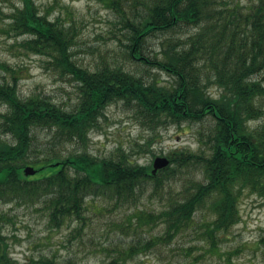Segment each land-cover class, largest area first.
Returning a JSON list of instances; mask_svg holds the SVG:
<instances>
[{
    "label": "trees",
    "instance_id": "16d2710c",
    "mask_svg": "<svg viewBox=\"0 0 264 264\" xmlns=\"http://www.w3.org/2000/svg\"><path fill=\"white\" fill-rule=\"evenodd\" d=\"M15 1L8 14L0 8V33L70 78L76 99L64 106L48 95L21 96L16 70L0 63V71L9 75H0V205L39 207L52 227L76 222L81 236L91 228V203L104 201L101 212L124 206L135 210L148 183L158 192L164 179L185 169L190 179L179 194L168 191L160 211L135 210L128 228L110 221L135 235L116 260L186 234L199 240L205 253L217 254L222 236L241 220L245 193L264 198V126L251 125L264 116V0L246 6L233 0H99L116 14L112 34L120 60L103 59L94 69L75 57L79 29L71 11L52 18L37 0ZM160 34L174 35L165 41L162 57L149 43ZM153 68L172 81L160 84L149 76ZM112 104L133 111L152 132L171 125L194 129L199 150L170 152V165L156 175L152 164L95 156L91 134ZM44 131L49 135L45 141ZM27 166L46 173L26 176ZM193 170L201 179L192 177ZM10 220L0 208V264L69 263L56 256L24 262L12 257L5 234ZM155 226L163 228L161 235L138 237L144 227ZM259 242L264 245V236ZM193 248H185L186 254Z\"/></svg>",
    "mask_w": 264,
    "mask_h": 264
},
{
    "label": "rangeland",
    "instance_id": "374dc122",
    "mask_svg": "<svg viewBox=\"0 0 264 264\" xmlns=\"http://www.w3.org/2000/svg\"><path fill=\"white\" fill-rule=\"evenodd\" d=\"M246 6L251 0H233ZM15 0H0V8L8 14ZM43 12L51 11V17L66 15L71 11L79 29V45L75 49L77 59L85 67L94 69L103 59L109 62L120 60V46L113 38L112 31L116 23V14L99 0H37ZM173 34L158 35L150 43L151 51L162 57L165 41ZM176 37L178 35H175ZM7 63L19 77L21 96L31 94L48 95L57 103L69 106L75 101L76 85L70 78L61 77L47 66L45 58L26 54L15 43V39L0 33V63ZM1 70V69H0ZM0 75H8L0 71ZM9 76V75H8ZM149 76H156L160 84L171 82L168 74L153 68ZM1 77V76H0ZM213 93L218 88L209 87ZM0 110H4L0 104ZM251 125L264 126V116ZM194 129L180 130L177 126L162 127L152 132L142 126L135 113L121 104L108 106L101 126L91 134L90 151L100 158L124 156L141 165H153L156 157L167 155L178 149L198 151L199 143L194 137ZM156 136V137H155ZM49 135L41 133L45 141ZM189 170H177L176 174L163 180L158 192H154L153 183L146 186V194L139 200L136 211L157 212L166 205L168 191L179 194L182 184L190 179ZM46 171L37 174L43 176ZM201 179L199 171H192V177ZM105 205L101 199L91 203L88 211L87 227L79 236L78 225L73 222L61 228H54L48 222V216L39 207L0 205L10 216L6 223L5 234L10 243L12 257L24 262L42 255L56 256L68 264H264V245L260 239L264 236V198L245 193L240 202L241 220L222 236L219 252L209 253L200 248L199 240L186 234L126 261L116 260L118 251H123L133 241L134 232L121 231L110 221L122 222L128 228L129 216L135 212L127 206L99 211ZM104 209V208H103ZM200 213L201 219L207 213ZM203 215V216H202ZM203 219V218H202ZM144 227L138 237L151 239L163 233L161 226ZM135 240H137V238ZM194 247L191 255L185 248Z\"/></svg>",
    "mask_w": 264,
    "mask_h": 264
},
{
    "label": "water",
    "instance_id": "95a60500",
    "mask_svg": "<svg viewBox=\"0 0 264 264\" xmlns=\"http://www.w3.org/2000/svg\"><path fill=\"white\" fill-rule=\"evenodd\" d=\"M170 164V160L166 157H157L154 161L153 164V170H152V175H156L157 172L160 169H164L166 167H168ZM24 172L26 174V176H34L37 172V170L35 171L34 167L28 166L24 169Z\"/></svg>",
    "mask_w": 264,
    "mask_h": 264
}]
</instances>
